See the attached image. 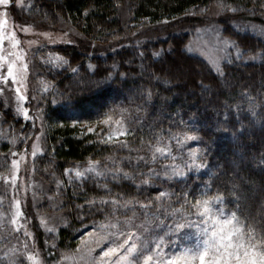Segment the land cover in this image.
Here are the masks:
<instances>
[{"label": "trees", "instance_id": "16d2710c", "mask_svg": "<svg viewBox=\"0 0 264 264\" xmlns=\"http://www.w3.org/2000/svg\"><path fill=\"white\" fill-rule=\"evenodd\" d=\"M212 1L30 0L21 13L27 20L47 26L64 20L92 41H107L122 31L121 3L130 4L133 21L155 23ZM223 1L235 5V16L239 17H257L249 11L264 10V0ZM233 38L247 53L259 54V60H232L225 62L221 71H215L204 59L184 49L185 36L181 35L164 39L168 50L158 42H149L142 49L121 47L106 53H92L85 46L72 44L39 48V54H58L68 64L54 67L47 62L38 63L39 76L51 87L41 94L38 105L45 122L47 149L37 157V173L58 177L75 163L123 153H130L122 165L124 171L131 175L146 173L151 165L156 166L149 150L159 142L174 143L184 134L194 135L192 144L201 148V159L206 165L203 170L178 179L153 177L148 184L138 180L144 178L143 174H121L114 181L108 179L107 188L95 178L64 184L60 199L67 220L47 236L55 245L56 256L57 251L75 249L84 233L100 229L116 216L121 222L140 218L169 223L171 220L165 219L167 213L157 214V208L163 205L168 212L176 210L174 219L185 222L181 217L189 218L195 208L183 200L176 202L184 190L192 205L197 199L222 197V207L228 214L235 212L238 225L259 241L264 239V39L239 33ZM160 47L164 53L157 58L152 56L150 52ZM178 53L199 67L200 78L195 74L181 82L163 71V60ZM174 65L169 60L166 67ZM0 110L3 128L9 122L22 124V119L16 120L1 103ZM121 112L128 120V128L120 140L108 142L105 127L98 128L101 125L95 127V132H88V125ZM122 139L132 150L121 143ZM10 146L1 130L0 173L9 167L4 154ZM139 157L148 165L140 163ZM161 192L168 195L159 204L153 200L156 208L145 211L136 203L147 204ZM109 200L115 203H101ZM92 202V208L86 206ZM0 264L10 262L0 256Z\"/></svg>", "mask_w": 264, "mask_h": 264}, {"label": "rangeland", "instance_id": "374dc122", "mask_svg": "<svg viewBox=\"0 0 264 264\" xmlns=\"http://www.w3.org/2000/svg\"><path fill=\"white\" fill-rule=\"evenodd\" d=\"M29 1L10 0L8 5H0V103L6 110L12 111L16 120L23 121L20 125L9 122L3 128L4 118L0 110V131L2 130V134L11 143L9 151L4 154L9 167L0 173V256L8 258L10 264H129V261H133V264H143L144 256L151 253H125L121 249L120 253L105 257L103 252L122 242L119 238L121 231L137 233L139 239L129 242V246L135 243L137 249L143 246L154 248L150 243L154 237H163L165 242L177 239L163 224L157 228V224L162 220L129 218L121 222L120 216L113 217L109 222L103 223L100 229H91L84 233L75 249L57 251V256L55 245L47 239L49 233L63 226L67 220L60 199L61 187L64 184L71 185L75 181L95 178L99 180L100 186L107 188L106 180L114 181L121 173L130 174L122 168L129 160L130 153L75 163L58 177L53 173H37V157L44 155L47 149L45 122L38 105L41 94L51 87V84L39 76L38 63L47 62L54 67L68 64L66 59L58 54L49 51L39 54V48L72 44L85 46L92 53H106L121 47L142 49L149 42H158L168 50L164 39L181 35L185 36L183 46L188 53L204 59L215 71H221L223 64L228 61L259 60V54L247 53L239 47L233 36L238 33L250 34L264 39V10L249 11L248 14H256L257 17H239L235 16L237 12L233 11L235 5L223 0H214L198 4L177 17L154 23L148 20L133 21L131 6L124 2L119 6L123 23L121 33L107 41H92L64 20H60L56 26L27 20L21 12ZM150 53L157 58L164 53V48L160 47ZM180 56L178 53L163 60V71H167L181 82L190 80L195 74L200 78L202 72L199 67ZM169 60L175 62L170 69L166 67ZM9 67L12 68L15 79L8 76ZM88 67L92 69L93 65L88 63ZM24 109H27V112ZM110 117L107 125L97 122L88 127L101 125L98 128L105 127L106 135L111 133L114 139L124 137L128 128L124 113ZM117 131L121 133L118 137L115 136ZM195 139L194 135L184 134L176 138L174 143L159 142L149 153L152 162L156 163V166L151 165L150 168L160 175L149 176L146 175L147 172H136L130 176L143 174L144 178L138 180H147L150 183V178L153 177L178 179L187 173L203 170L206 165L201 159V148L192 144ZM121 143L125 147L128 145V150H132L123 139ZM158 149L161 151H157ZM193 151L196 153L195 162L204 165L203 168L197 170L191 167L189 154ZM33 152L36 154L33 155ZM166 152H170L171 156H167ZM131 161L133 162V159ZM90 164L94 170L86 171ZM114 171L117 173L115 177L112 175ZM77 172L84 175L78 177ZM181 172L185 175L181 176ZM210 206L214 211L222 207L218 203ZM196 211L197 209L184 223L195 221ZM224 212L228 214L225 210ZM241 230L244 233V243L249 246L250 251L251 245H256L257 252L264 251V248L257 244L259 240L254 235L243 228ZM183 232V249H195L200 243L202 250V242L207 237L202 234L201 229L186 227ZM249 235L254 239L249 241ZM169 250L164 248L165 252ZM196 264H199L198 258Z\"/></svg>", "mask_w": 264, "mask_h": 264}, {"label": "snow or ice", "instance_id": "6c2138e0", "mask_svg": "<svg viewBox=\"0 0 264 264\" xmlns=\"http://www.w3.org/2000/svg\"><path fill=\"white\" fill-rule=\"evenodd\" d=\"M9 3L10 0H0V5H8ZM233 11H235V9H233ZM73 71L75 72L76 70ZM8 76H13L11 67L8 69ZM13 79H15L14 76ZM23 99H27V97H23ZM24 111L27 112V109H24ZM99 115L106 116L104 113H100ZM110 120L111 117L106 116L105 119L98 121V123L107 125L109 124ZM73 123L75 124L76 121H73ZM87 130L89 133H93L96 129L94 127H88ZM119 135H121V133L117 131L115 136L118 137ZM186 138L192 139V137ZM106 139L108 142H112L114 139L113 134L109 133ZM157 151L161 150L158 149ZM35 154L36 153L33 152V155ZM166 155L171 156V153L166 152ZM189 156L192 161L191 167H194L197 170L204 167V165L197 164L195 162L196 153L194 151L191 152ZM138 160L145 166L148 165V161H146L143 157H139ZM131 162L132 161L130 160V163ZM165 167H167V165ZM93 170L94 169L90 164V167L86 171ZM121 174L127 176V173ZM83 175L84 173L77 172L78 177H82ZM112 175L115 177L117 173L114 171ZM146 175L158 176L160 173H157L153 168H148ZM180 175L183 176L185 174L181 172ZM143 183L148 184V181L144 180ZM167 195L168 193L161 192L159 193L158 197H153L152 200H149L147 204H140L138 201L136 203L140 208L147 211L149 208L157 207L156 204H153V200L159 204L160 199ZM188 195L189 193L187 190L182 191L176 202L179 203L180 200H183L186 204H189L190 207L197 209L195 213L197 219L195 221H187L186 223L180 222L179 220L173 218L176 214V210L173 212H168L163 205H160V207L157 208V214L167 213L165 219L171 220V222L167 224H164V222L161 221L159 224H157V228L163 224V226L168 228L172 235L177 237V239H169L167 242H165L163 237H154L150 241V243L154 245V248L143 246L141 249H137L135 243H132L129 246L130 241L139 239L137 233L131 231H121L119 238L122 240V242L115 247H109L107 251L103 252V255L105 257L109 256L110 254L116 255L121 252V249H123L125 253H151L147 256H144L143 264H196L197 258L199 260V264H264V251L257 252L255 250L256 245H251L252 250L250 251L249 246L245 245L244 233L242 232L241 228L238 227L239 220L236 217L235 212L226 214L222 207L214 211L210 206L214 203L222 205V197L216 196L211 199H197L195 204L192 205L191 202L188 201ZM193 195H195V192H193ZM94 203L95 202H92L86 206L92 208ZM101 203H115V201H101ZM97 211H99V209H97ZM220 217H223V219ZM181 219L187 220V217H181ZM186 227H196L201 229L202 234L207 237V239H204L202 242V250H200V243L197 244L195 249L182 248L181 241L184 239L183 229ZM248 239L251 241L254 239V237L249 235ZM257 244L264 248V239L258 241ZM165 247L169 248L170 250L165 252ZM129 264H133V261H129Z\"/></svg>", "mask_w": 264, "mask_h": 264}]
</instances>
